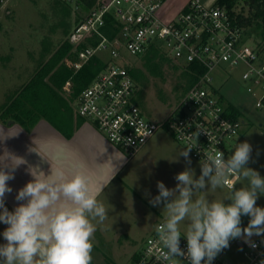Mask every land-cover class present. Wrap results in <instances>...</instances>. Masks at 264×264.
<instances>
[{
	"label": "built area",
	"instance_id": "2783aa9c",
	"mask_svg": "<svg viewBox=\"0 0 264 264\" xmlns=\"http://www.w3.org/2000/svg\"><path fill=\"white\" fill-rule=\"evenodd\" d=\"M62 1L74 5L78 14L68 38L74 53L68 67L78 73L93 58L105 57V67L81 93L76 113L129 158L139 154L157 133L165 130L183 148L193 146L189 154L199 163L204 154L214 151L223 152L227 159V147L240 135L243 122L232 118L224 105L221 88L214 86L215 71L223 66L245 68L241 79L246 91L257 97L258 108H264V61L259 47L246 44L247 31L237 21L239 7L236 16H232L225 7L207 8L199 0H188L180 12L164 18L161 12L166 0ZM11 2L0 0V8ZM108 17L115 21L111 37L104 32ZM159 43L166 47L167 57L186 68L193 65L194 73L199 75L164 122L149 120L137 105L131 62L123 55L128 51L133 57H142L149 50L158 49ZM146 128L151 135L144 137ZM233 182L235 178L228 181ZM255 237V248H243L246 264H264V235ZM179 246L187 252L186 238L181 236ZM161 251L155 228L142 252L132 257L129 264H168ZM177 259L178 264H190L186 256ZM212 264L234 263L217 260Z\"/></svg>",
	"mask_w": 264,
	"mask_h": 264
},
{
	"label": "clouds",
	"instance_id": "9594fccd",
	"mask_svg": "<svg viewBox=\"0 0 264 264\" xmlns=\"http://www.w3.org/2000/svg\"><path fill=\"white\" fill-rule=\"evenodd\" d=\"M143 135L151 132L146 128ZM192 148L188 145L180 152L188 164ZM234 149L227 159L221 151L204 154L199 178L186 168L175 176L174 189L157 182L159 195L149 203L164 204L165 219L157 225L156 235L168 264H178L177 257L183 256L190 264H212L231 240L243 239L255 248L251 238L264 235V208L256 206L258 195H264V177L246 166L252 159L250 143L235 144ZM19 164H12L11 171L0 168V222L8 225L2 234L6 243L0 245V264H92L97 230L93 221L103 222L107 209L90 191L85 174L32 172L33 180L16 195L17 201L26 202L10 212L4 203L5 194L12 192L7 182L14 179ZM230 178L247 183L236 189V182L228 183ZM224 188L228 191L221 199L209 200L205 195L208 189ZM244 215L250 220L242 228ZM181 236L187 241L186 253L179 246Z\"/></svg>",
	"mask_w": 264,
	"mask_h": 264
},
{
	"label": "rangeland",
	"instance_id": "374dc122",
	"mask_svg": "<svg viewBox=\"0 0 264 264\" xmlns=\"http://www.w3.org/2000/svg\"><path fill=\"white\" fill-rule=\"evenodd\" d=\"M199 1L205 7L212 8L216 6L218 0ZM184 3L185 0H166L161 12L162 17L173 16L174 8ZM243 8L242 3L239 6V12ZM244 9L247 14L248 9ZM77 21L78 14L75 12V6L62 0H12L8 6L0 8L2 55L6 57L11 54L17 59L15 64L18 66L27 68L31 66L30 68L37 69L40 63L48 61L68 41ZM246 40L247 45L259 47L261 60L264 61V44L261 40L256 36L250 37L248 33ZM10 49L11 52H9ZM150 51L142 57H133L128 51H125L123 55L131 62L130 69L137 87L136 97L144 116L154 122H164L174 113L186 94H184L188 85V79L185 76L186 67L166 56L168 51L163 43H159L157 51L160 56L156 62L147 61ZM102 59L101 61H104L105 57ZM243 71H245L244 67L230 69L228 66H223L214 74V86L221 88L225 107L227 108V104L233 105L240 114L239 120L243 122L240 135L227 147L228 157L234 153L235 144L247 141L252 146V159L246 166L264 177V108H258L257 97L247 93L246 85L241 79ZM1 74L0 102L4 103L8 92L2 91L7 84L13 91L14 83L17 82L16 85L19 86L20 83L27 82L29 79L25 78L24 81L22 78V81H17L19 79L9 78L7 71H1ZM72 86V83L70 87L66 84L63 90V95L67 99H70L73 93ZM71 105L76 111L77 103L71 102ZM162 133L168 132L162 130ZM191 160L194 178H199L201 164L192 157ZM158 167L159 165L152 163L147 168L149 171L142 170L127 189L108 200L106 219L103 222H93L97 230L92 241L94 246L92 264H129L132 256L142 252L156 226L164 222V204L154 207L149 201L159 195L158 181L163 182L169 189H174L177 181L176 175H169L165 179L158 173L154 175L152 169ZM246 183V181L238 182L235 188L239 189ZM227 191V188L208 189L205 195L209 200L221 199ZM225 203L230 201L226 200ZM256 206L264 208V195H258ZM249 220V216H242L241 227H246ZM184 228V224H181L182 235ZM255 238L254 235L251 238L252 241ZM239 243L249 247L243 239L231 240L229 247L220 252L213 261L246 264L247 261Z\"/></svg>",
	"mask_w": 264,
	"mask_h": 264
},
{
	"label": "crops",
	"instance_id": "0c3cea01",
	"mask_svg": "<svg viewBox=\"0 0 264 264\" xmlns=\"http://www.w3.org/2000/svg\"><path fill=\"white\" fill-rule=\"evenodd\" d=\"M187 1L185 0L184 5L175 7L172 15L180 12ZM2 46L0 41V77L1 71H7L9 78L30 81L37 69L16 65L17 59L11 54L3 57ZM28 81L20 83L19 86L16 85L17 82L14 83L13 91L7 84L2 91L8 92L7 98L4 103L0 102V109ZM10 122L13 124H5L0 119V168L11 171L12 164L20 163L12 173L14 179L7 182L12 192L5 194L4 203L10 212L20 203L26 202L17 201L16 195L26 183L33 180L32 172L41 171L45 175H50L51 170H63L67 175L82 172L87 177L90 191L98 194V201L107 209L108 200L120 195L152 163L159 165L157 169L151 168L153 174L158 173L164 179L169 175H177L186 168L192 170L191 157L189 156L191 163L188 164L180 155L184 148L170 134L162 131L147 143L137 157L129 158L123 150L109 143L92 123L80 118L76 112L70 136L47 120H40L31 130H26L14 121ZM7 227L8 225L0 222V245L6 243L2 234Z\"/></svg>",
	"mask_w": 264,
	"mask_h": 264
},
{
	"label": "trees",
	"instance_id": "16d2710c",
	"mask_svg": "<svg viewBox=\"0 0 264 264\" xmlns=\"http://www.w3.org/2000/svg\"><path fill=\"white\" fill-rule=\"evenodd\" d=\"M244 4L245 9L237 15L239 25L246 29L250 37L256 36L264 44V0H218L216 6L225 7L232 16L235 10ZM114 18L108 17V26L104 32L112 36ZM69 41L65 42L46 62L39 64L35 75L15 95L10 97L0 109V119L3 123L14 121L26 130H31L40 120H47L67 136L73 128L75 109L71 102L78 103L81 93L95 80L99 72L105 67L100 58H93L78 73L68 67L67 61L74 57ZM160 54L157 49H151L148 62H156ZM193 65L186 68L185 76L188 85L185 93L198 80V73H194ZM133 76V72L131 71ZM72 83L73 93L70 99L63 95L66 84ZM137 105L138 100L136 101ZM227 111L232 118L239 119L237 109L227 104ZM136 255H134L135 257Z\"/></svg>",
	"mask_w": 264,
	"mask_h": 264
},
{
	"label": "water",
	"instance_id": "95a60500",
	"mask_svg": "<svg viewBox=\"0 0 264 264\" xmlns=\"http://www.w3.org/2000/svg\"><path fill=\"white\" fill-rule=\"evenodd\" d=\"M13 124V122H9V125ZM239 246L243 249L244 248V245L239 243Z\"/></svg>",
	"mask_w": 264,
	"mask_h": 264
}]
</instances>
